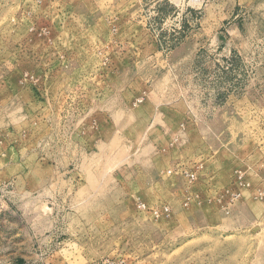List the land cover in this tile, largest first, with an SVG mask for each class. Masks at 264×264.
<instances>
[{"label": "rangeland", "instance_id": "rangeland-1", "mask_svg": "<svg viewBox=\"0 0 264 264\" xmlns=\"http://www.w3.org/2000/svg\"><path fill=\"white\" fill-rule=\"evenodd\" d=\"M263 191L264 0H0V264H264Z\"/></svg>", "mask_w": 264, "mask_h": 264}, {"label": "crops", "instance_id": "crops-1", "mask_svg": "<svg viewBox=\"0 0 264 264\" xmlns=\"http://www.w3.org/2000/svg\"><path fill=\"white\" fill-rule=\"evenodd\" d=\"M236 1V0H235ZM238 1H247V2H252V1H255V0H238ZM197 21H199V20H197ZM183 44H181L179 47H175L172 51H174L173 53H177V52H179V49L181 48V46H182ZM172 53V54H173ZM178 54V53H177ZM173 61L171 60V63H172ZM176 80V78H154V79H152L151 80V84H150V86H148L147 88H148V90H147V93H146V97L148 98V99H150V100H152V99H158V98H162V97H168L169 98V95L170 94H168L169 92H167L166 91V89H168V87L165 85V88H164V91L163 92H161V91H159V90H155V83L156 84H159V83H161V82H165V84L166 83H170V82H174ZM178 80V79H177ZM177 80H176V82H177ZM174 88V87H173ZM175 89V88H174ZM169 91V90H168ZM176 91V90H175ZM145 94V93H144ZM130 97L132 98V95H130ZM172 97H175V99L176 100H179V101H183V92H182V89H180L179 90V92H176V94H175V96H172ZM183 103V102H182ZM182 103H179L178 105H180V104H182ZM157 106V105H156ZM165 106H167L166 108L165 107H159V108H156V109H154V108H151V112H150V114H149V116H148V123H147V125H148V128H147V131H149L150 132V134L152 135L153 133H154V130H157V129H159V128H161L159 125H161L162 127H163V129L164 130H173V129H175V127L172 125V124H170L169 122H168V119H167V113H171V112H174V109H175V106L176 105H169V104H166ZM184 108L183 109H181V115H182V118H183V122H184V120H188L189 118L188 117H190L191 116V113H190V111H189V109L187 108V106H183ZM163 108H165V109H163ZM193 120H192V118H191V122H192ZM158 122H160V124L158 123ZM189 124V123H188ZM172 125V126H171ZM178 125V124H177ZM179 125H181V124H179ZM178 125V126H179ZM192 125V124H191ZM186 126H188L187 125V123H186ZM177 127V126H176ZM162 129V128H161ZM162 129V130H163ZM165 133V132H164ZM149 134V135H150ZM163 141L164 140H166V143L165 144H167V142L168 143H170V140H169V138L168 137H163V139H162ZM152 144H155V142H153V143H150V145H151V147H154ZM159 144H161V143H159ZM164 145V144H163Z\"/></svg>", "mask_w": 264, "mask_h": 264}, {"label": "built area", "instance_id": "built-area-1", "mask_svg": "<svg viewBox=\"0 0 264 264\" xmlns=\"http://www.w3.org/2000/svg\"><path fill=\"white\" fill-rule=\"evenodd\" d=\"M177 15H179V14H177ZM177 26H178V25H177ZM175 29H176V30L173 31V33H175V34H178V33L181 31L180 26L176 27ZM142 101H143V98H139L138 100H136V101L134 102V105H136V104H140ZM180 173H181L185 178H187L189 181H191V182L194 181L195 176H194V174H193L192 172H190L189 170L180 169ZM237 180H238V186H239V188L247 187V185L244 183V180H243L241 174L237 176ZM262 193H264V191H263ZM236 195L239 196V192H238ZM138 209H140V210H146L147 208H146V206H145L144 204H139V205H138ZM167 212H168V208H167V207H163L162 209H159V210H153V211H152V214H154L155 216H158L159 213H163V214H165V213H167ZM103 264H125V263H123V262H109V261H106V262L103 263Z\"/></svg>", "mask_w": 264, "mask_h": 264}]
</instances>
